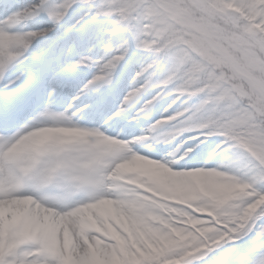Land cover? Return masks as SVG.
<instances>
[{
  "label": "trees",
  "instance_id": "trees-1",
  "mask_svg": "<svg viewBox=\"0 0 264 264\" xmlns=\"http://www.w3.org/2000/svg\"><path fill=\"white\" fill-rule=\"evenodd\" d=\"M57 1L65 9L77 4V22L90 10V0ZM165 1L190 12L264 82V0ZM111 20L118 22L119 60L135 50L139 21L145 33L138 41L159 29L134 58L133 82L138 88L159 78L150 99H170L150 125L163 127L158 145L168 168L194 179L172 187L153 219L126 207L129 226L113 221L109 254L90 253L82 264H264V102L200 35L152 0H112L97 30Z\"/></svg>",
  "mask_w": 264,
  "mask_h": 264
},
{
  "label": "rangeland",
  "instance_id": "rangeland-1",
  "mask_svg": "<svg viewBox=\"0 0 264 264\" xmlns=\"http://www.w3.org/2000/svg\"><path fill=\"white\" fill-rule=\"evenodd\" d=\"M54 1L27 0L23 10L18 8L22 12L12 25L0 20V82L18 69L27 71L32 67L35 68L31 73L33 79L38 78L35 73L42 70L41 85L50 83L67 69L78 71L74 76L84 79L75 96L62 106L56 93L58 89L51 86L46 106L39 109L26 128L9 139L0 140V203L7 206L17 204L18 207L12 208L16 213L26 211L28 206L23 203L32 199L34 205H40L41 215L44 207L53 209V220L60 227L53 224L54 240L44 236L39 238V243L31 240L27 243L29 236L25 227L18 224L7 229L5 218L0 215V264H82L90 253L95 257L107 256L111 249L105 242L107 232L102 229L101 217L110 223L112 220L120 222L125 208L131 206L140 215L153 219L163 209L172 187L183 186L186 181L194 179L191 174L176 173L167 167L169 164L154 143L155 137L162 134L161 127L153 129L149 137L144 134L145 119L160 98H152L153 103L132 118L149 99L155 82H148L145 88L136 89L123 98L131 88L128 77L137 72V68H129L127 64L131 54L119 66L114 61L117 58L101 61L98 45L104 35L107 39L105 31L91 37V44L80 50L79 35L87 18L74 30L72 43L66 46V40L52 42L64 24L59 15L62 5ZM110 1H93L98 14L93 18L92 27ZM114 29L110 26L107 31L113 32ZM152 31L149 42L138 41L145 33V26L141 21L136 24L133 36L137 50L152 42L158 28ZM111 51L112 48L108 47L107 54ZM122 79L126 85L109 114L101 122L91 124L88 113L81 112L75 101L95 83L115 82L117 89ZM23 82L16 80L11 85L21 86ZM109 84L99 87L82 107L100 102L109 94V88H106ZM122 112L125 113L120 114ZM120 116V124L113 129ZM134 125L135 131L132 129ZM127 128L129 135L124 132ZM10 162L26 174L27 187H14L7 168ZM109 202L112 207L107 206ZM100 208L104 211H99ZM108 229L116 236L111 224ZM94 232H97L95 237ZM69 240L73 243L70 253L66 249Z\"/></svg>",
  "mask_w": 264,
  "mask_h": 264
},
{
  "label": "bare ground",
  "instance_id": "bare-ground-1",
  "mask_svg": "<svg viewBox=\"0 0 264 264\" xmlns=\"http://www.w3.org/2000/svg\"><path fill=\"white\" fill-rule=\"evenodd\" d=\"M9 1V2H7ZM12 0H6L3 1L0 4V9L1 11L5 12L6 8H8V6L10 5L9 3ZM166 6V5H164ZM167 8H169L171 10V12H173L176 16H178L182 23L193 27L195 29H197L198 31L202 32L204 35H206L207 37L209 36L207 31L198 23H196L192 17L182 11L181 9L178 8H173L171 6H166ZM93 14L91 16V18L87 19L86 24L83 28L82 34L79 35V40H78V44L80 45V50H83L87 47V44H91V27H90V23L92 22L93 18H95L98 14V10L96 8V6L93 9ZM20 12L21 10H18L17 7L14 8V10H12L10 12L9 15H7L5 17L4 23L8 24V25H12V23H14L16 21V18H18L20 16ZM15 25V24H13ZM13 27V26H11ZM11 30V28H10ZM210 44L216 49V50H223V47L221 45H219L218 42H215L212 38H209ZM108 44H107V40L105 38H101L99 40V45H98V51H99V56L102 57L104 55V53L106 52V48H107ZM233 66L235 67L236 71L238 72L239 75L247 78L250 83L263 95L264 97V88L263 85H261V83H259L256 79H254L252 77V75L241 65L239 64L237 61L233 60ZM16 67H19L18 65ZM33 70H35L34 67H32L31 69H28L27 71H24L22 69H18L15 73L10 74L9 76H6L5 79L2 80V86L1 89L3 87H6L8 85H10L12 82L16 81V80H20V81H24V82H28L31 80L30 83H32L34 81L33 77L31 76V73L33 72ZM78 71L74 70V73H76ZM64 73V72H62ZM58 76L61 77V75L59 74ZM79 75H75L72 76L73 77H77ZM78 79L79 81H76V79H72L70 80V83L67 85V87H63V94L67 91L71 92V88L72 86H76V84H79V82L82 80ZM7 82V85L5 84ZM96 84V83H95ZM92 85L90 88H88L87 92L84 93L83 95L79 96V100L76 103V107L80 106V109L84 112V113H88L89 116L95 118V119H99V111H103L104 114L108 113L109 111H111V107L113 105V98H111L110 100L104 101L103 105H94L91 107H86V108H82V102H85L88 98H90L95 92L96 89L98 87V84L96 85ZM105 84H109L108 82H103L102 86ZM16 86V84L14 85ZM55 86V85H54ZM113 85L112 83H110L109 85H107L106 87L113 90ZM57 87V86H56ZM48 91H50L48 89ZM73 92H75V89L73 90ZM0 93H4L6 94V92L3 91V89L1 90ZM72 94V93H70ZM63 95H60V98L63 100ZM46 98H47V94H46ZM47 100V99H46ZM4 103V99L3 97H0V104ZM20 107L22 105V102L19 103ZM117 121L115 123L114 126H117L118 124H120V119L121 116L119 118H116ZM135 126V125H134ZM135 128V127H132ZM24 206H28V209H26V211H18L16 213L13 212V207H18V205L16 204V206L10 204L9 206L7 205H2L0 203V215L2 217L5 218V225L7 228H15L18 224H20L21 226H24L25 229L30 233V235L35 239V241H37L40 237H51L52 240H54V237H52L54 235L55 230L53 227V224H56V226L60 227L58 222H54L53 220V215L55 214V211L51 208L48 207H44L42 209V215L40 214V205H34L33 200L32 199H27L24 201L23 203ZM108 207H112V202L107 203ZM99 211H104L103 208L98 209ZM54 222V223H53ZM66 234L69 236V239H71L68 230L66 231ZM68 246H67V250L70 253V250L73 243H71V240H69Z\"/></svg>",
  "mask_w": 264,
  "mask_h": 264
},
{
  "label": "water",
  "instance_id": "water-1",
  "mask_svg": "<svg viewBox=\"0 0 264 264\" xmlns=\"http://www.w3.org/2000/svg\"><path fill=\"white\" fill-rule=\"evenodd\" d=\"M158 2V1H157ZM168 11V10H167ZM169 13H171L172 15H174L172 12H170V11H168ZM181 22V21H180ZM185 26V25H184ZM191 28V27H190ZM192 30H194V31H196L197 33H199L201 36H203L204 38H212V39H214V37L212 36V35H210L209 34V36L207 37L206 35H204L202 32H200V31H198L197 29H195V28H191ZM219 43V42H218ZM219 45H220V43H219ZM223 47H224V45H223ZM221 54H223L228 60H229V62H230V64H231V67L235 70V72L238 74V72L236 71V69H235V67L233 66V60H234V58H233V56L230 54V52L224 47V49L223 50H220L219 51ZM242 78H244L245 80H247L248 82H250L247 78H245V77H242ZM251 84V83H250ZM254 87V86H253ZM255 88V87H254ZM257 90V89H256ZM258 91V90H257ZM259 92V91H258Z\"/></svg>",
  "mask_w": 264,
  "mask_h": 264
}]
</instances>
